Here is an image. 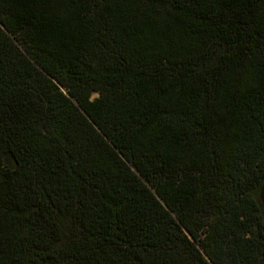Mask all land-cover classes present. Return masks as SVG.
I'll use <instances>...</instances> for the list:
<instances>
[{"label": "trees", "instance_id": "trees-1", "mask_svg": "<svg viewBox=\"0 0 264 264\" xmlns=\"http://www.w3.org/2000/svg\"><path fill=\"white\" fill-rule=\"evenodd\" d=\"M0 264H264V0H0Z\"/></svg>", "mask_w": 264, "mask_h": 264}, {"label": "rangeland", "instance_id": "rangeland-1", "mask_svg": "<svg viewBox=\"0 0 264 264\" xmlns=\"http://www.w3.org/2000/svg\"><path fill=\"white\" fill-rule=\"evenodd\" d=\"M96 96V94H93L92 96H91V98H93V97H95Z\"/></svg>", "mask_w": 264, "mask_h": 264}]
</instances>
